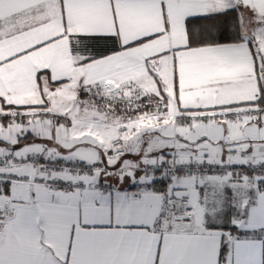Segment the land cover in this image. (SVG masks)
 I'll list each match as a JSON object with an SVG mask.
<instances>
[{
  "label": "snow or ice",
  "instance_id": "obj_1",
  "mask_svg": "<svg viewBox=\"0 0 264 264\" xmlns=\"http://www.w3.org/2000/svg\"><path fill=\"white\" fill-rule=\"evenodd\" d=\"M0 264H264V0H0Z\"/></svg>",
  "mask_w": 264,
  "mask_h": 264
},
{
  "label": "crops",
  "instance_id": "obj_2",
  "mask_svg": "<svg viewBox=\"0 0 264 264\" xmlns=\"http://www.w3.org/2000/svg\"><path fill=\"white\" fill-rule=\"evenodd\" d=\"M16 8L14 6L6 5V12H14ZM58 23V21H57ZM162 29V23L160 18V10L157 5L151 13L141 21L140 27L136 34L143 35L147 31H159ZM55 28L48 30L42 29L39 33L29 32L27 36L20 37L18 44L19 47L25 46L26 43H34L37 39H42L47 35H52L55 33ZM126 38H134L129 35ZM169 39L168 34L164 37L157 38L156 41H149L147 45V51H159L161 48L168 46ZM54 46V45H53ZM143 50V46H142ZM29 57H36V62L38 67L48 66L50 56L48 54V48L42 50H37L36 53H29ZM55 63H61V58H56ZM247 72H251V65H247ZM255 89L254 79L245 78L239 86L229 89L225 94V99H248L251 96V92ZM185 99L182 97V100Z\"/></svg>",
  "mask_w": 264,
  "mask_h": 264
}]
</instances>
